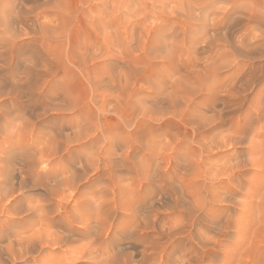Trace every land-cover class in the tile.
Here are the masks:
<instances>
[{
  "label": "clouds",
  "instance_id": "1",
  "mask_svg": "<svg viewBox=\"0 0 264 264\" xmlns=\"http://www.w3.org/2000/svg\"><path fill=\"white\" fill-rule=\"evenodd\" d=\"M90 5L130 53L99 92ZM135 6L0 9V264H264V0Z\"/></svg>",
  "mask_w": 264,
  "mask_h": 264
},
{
  "label": "rangeland",
  "instance_id": "2",
  "mask_svg": "<svg viewBox=\"0 0 264 264\" xmlns=\"http://www.w3.org/2000/svg\"><path fill=\"white\" fill-rule=\"evenodd\" d=\"M4 1H5V3H4ZM84 0H82V3H81V0H79V3H81L82 5H84L86 2H87V0H86V2L84 1ZM132 1V3H133V5L135 4L134 2H135V0H131ZM130 1V2H131ZM1 2H3V5H1L2 3ZM37 2H39V0H10V2H9V0L8 1H6V0H0V6H1V8L0 9H2L3 7L6 9V8H8L9 7V5H11V6H13L12 8L15 10L16 8H18L17 10L19 11V13H21V14H24L26 11H25V9L23 10V8H24V5H26V4H33V3H37ZM89 2L90 1H88V5H89ZM115 2H119V0H115ZM126 2H128V0H126ZM86 5H87V3H86ZM22 8V12H20L21 10H19V9H21ZM93 8V9H92ZM102 8V5H97V7L95 6V7H91L90 9H91V11L90 12H87V10L88 9H85V11L87 12V13H89V16L91 17H94L95 18V16L94 15H92L93 14V12L94 13H96L97 11H98V9L100 10ZM94 10H97V11H94ZM140 10L141 11H143V13L142 12H140ZM23 11H25V12H23ZM89 11V10H88ZM128 11V15L124 18V20H125V23H128V22H134V21H136V20H138L139 18H138V15L140 16V18H142L143 16H144V14H146V9H141V8H139V7H136L135 5L132 7V8H130V9H128L127 10ZM137 11H138V14H137ZM92 13V14H91ZM137 15H136V14ZM137 16V18L136 17H134V16ZM142 16V17H141ZM131 19H133V20H131ZM21 22H23V15H21ZM87 23V22H86ZM150 23V24H149ZM151 23L152 22H150V21H148V24H146L145 23V25L144 26H142L143 27V30H144V32H148L149 31V28L148 27H150L149 25H151ZM84 25V26H83ZM82 27V29H84L85 31L83 32V31H81L80 32V34H79V36L78 37H74V39H73V42H72V50H73V54L76 56V59L77 60H79L80 59V56H79V53L81 52V51H87V52H90L91 50L93 51V50H96V48H98V50H97V54L100 52V55L98 54V57H96L97 59H95V57H94V59H95V62L97 63V64H95L93 67H95L96 68V70H97V72H95V73H93V74H95V76H101L100 78H108V76L106 77L105 75L107 74V73H112V72H114V71H116V68L114 67V68H112L111 66H110V64H109V62H107L106 61V59L107 58H110L112 55H119V53L118 52H121V51H123L124 49H125V47L126 48H128L129 46L128 45H126L125 44V42H124V44H121V42H123V41H118V38H116V35H117V30H119V31H124L125 29H124V24H121L119 21H117L111 28H109V29H107V27H104L105 28V31H106V33H105V31H103L104 30V28H101V30H99V28H97V27H95V26H92L91 25V27L92 28H96L97 30L96 31H93V29L92 28H90L89 27V24L87 23V25L84 23V24H82L81 25ZM89 27V28H88ZM91 31H90V30ZM103 29V30H102ZM107 29V30H106ZM139 26H136L135 27V30H134V32H139ZM113 30H114V32H113ZM107 31H109V32H107ZM89 32V33H88ZM97 32H104V33H100L99 35H97ZM113 32V33H112ZM89 34H90V36H89ZM94 34V35H93ZM104 34H106V35H104ZM111 36H110V35ZM91 35H92V37H91ZM103 35V36H102ZM156 35V36H155ZM98 36V37H97ZM101 36V37H100ZM87 37V38H86ZM94 37V38H93ZM107 37H109V38H107ZM156 37V38H155ZM158 37V38H157ZM90 38V39H89ZM93 38V39H92ZM95 38H97V39H95ZM102 38H104V39H102ZM116 38V39H115ZM85 39H86V41H88L87 43H86V41H85ZM102 42H101V41ZM104 40V41H103ZM107 40H109V41H107ZM117 40V41H116ZM77 41V42H76ZM93 41V42H92ZM97 41V43H95L96 45L95 46H92V44L94 43V42H96ZM114 41V42H113ZM154 41V42H153ZM85 43V45H83L84 43ZM149 42H151L152 43V45H154V43H156V42H159V35L158 34H154L153 35V38H151L150 40H149ZM70 43H71V41H70ZM76 43V44H75ZM104 43H105V45H104ZM82 46H81V45ZM86 44H88L87 46H86ZM90 44H91V46H90ZM104 46L103 48H102V45ZM76 45H77V47H76ZM121 46V47H120ZM91 48V50H89L90 48ZM101 47V48H100ZM86 48V49H85ZM93 48V49H92ZM108 48V49H107ZM120 48H121V50H120ZM84 49V50H83ZM105 49V50H104ZM101 50H103V51H101ZM78 51H79V53H78ZM92 51H91V53H92ZM77 53V54H76ZM102 53V54H101ZM110 53V54H109ZM112 53V54H111ZM116 53V54H115ZM105 55V56H104ZM109 56V57H107V56ZM102 58H101V57ZM78 57V58H77ZM106 58V59H105ZM99 59V60H98ZM103 59V60H102ZM100 60H102V62H100ZM107 60H109V59H107ZM98 61V62H97ZM100 62V63H99ZM105 62V63H104ZM78 63H79V61H78ZM103 63H104V65H103ZM106 63H107V66H106ZM101 64H102V66H101ZM98 65H99V67H98ZM97 67H98V69H97ZM103 68V69H100L99 70V68ZM107 67H109L110 68V70H109V68H107ZM105 69V70H104ZM114 69V70H113ZM113 70V71H112ZM98 71L100 72V73H98ZM104 72L103 74H102V72ZM98 75H97V74ZM7 75V73L5 72V73H0V79H4L5 78V76ZM104 75V76H103ZM89 83V82H88ZM108 83V82H107ZM79 85H81V84H79L78 83V85H76V87L77 88H80V86ZM79 86V87H78ZM102 88V90H104V88H107L106 86L105 87H99L98 89V92L99 91H101L100 89Z\"/></svg>",
  "mask_w": 264,
  "mask_h": 264
},
{
  "label": "bare ground",
  "instance_id": "3",
  "mask_svg": "<svg viewBox=\"0 0 264 264\" xmlns=\"http://www.w3.org/2000/svg\"><path fill=\"white\" fill-rule=\"evenodd\" d=\"M3 1V0H2ZM6 1H8V0H6ZM85 2H86V0H84ZM83 1V2H84ZM88 1H90V0H87V5H88ZM131 1V0H130ZM9 2H10V0H9ZM132 2V1H131ZM2 3V4H1ZM0 4L1 5H3V2H1ZM4 3H5V1H4ZM81 3H82V0H81ZM86 3L84 4V5H86ZM135 3V2H134ZM135 5V4H134ZM133 5V6H134ZM13 6H11V5H9V7L8 8H6V9H13L12 8ZM91 7H95V6H92V5H90V8ZM0 8H1V6H0ZM19 8V7H18ZM18 8H16L15 10H17ZM2 9H5L4 7L2 8ZM25 9V7L23 8V10ZM93 9V8H92ZM14 10V9H13ZM19 10H21L20 12H22V8L21 9H19ZM99 10V9H98ZM25 11H26V9H25ZM25 11H23V12H25ZM94 11H97V10H94ZM86 12V11H85ZM87 12H89L88 10H87ZM140 12H142L143 13V11H141L140 10ZM94 13V12H93ZM21 14V13H20ZM89 14V13H88ZM92 14V13H91ZM136 14V13H135ZM137 14H138V11H137ZM136 14V15H137ZM141 14V13H140ZM139 14V15H140ZM21 15H23V14H21ZM138 15V18L140 19V16ZM142 15V14H141ZM145 15V14H144ZM134 16V15H133ZM134 17H136L137 18V16H134ZM142 17V16H141ZM137 18V19H138ZM131 20H133V19H131ZM88 24H91L92 26H95L96 27V18H94V17H90V20L89 21H84L83 20V18L81 17V25L82 24H86L87 25V23ZM151 22V21H150ZM146 24H148V22H146ZM150 24V23H149ZM145 25V24H144ZM144 25H142V26H144ZM84 26V25H83ZM150 26V25H149ZM82 27V26H81ZM89 28V27H88ZM90 28H92V27H90ZM143 28V27H142ZM149 29H150V27H148ZM93 29V28H92ZM96 29V28H95ZM107 29H109V28H107ZM106 29V30H107ZM90 30V29H89ZM97 30V29H96ZM99 30H101V28H99ZM103 30V29H102ZM135 30V29H134ZM138 30H140V28L138 29ZM85 30H83V32H84ZM91 31V30H90ZM103 31H105V28H104V30ZM107 32H109V31H107ZM113 32H114V30H113ZM112 32V33H113ZM89 33V32H88ZM101 32H99V34H100ZM102 33H104V32H102ZM101 33V34H102ZM105 33H106V31H105ZM115 33V32H114ZM145 33H148V32H145ZM100 34V35H101ZM94 35V34H93ZM104 35H106V34H104ZM110 35V34H109ZM89 36H90V34H89ZM103 36V35H102ZM111 36V35H110ZM156 36V35H155ZM91 37H92V35H91ZM98 37V36H97ZM101 37V36H100ZM87 38V37H86ZM94 38V37H93ZM92 38V39H93ZM107 38H109V37H107ZM153 38V37H152ZM156 38V37H155ZM158 38V37H157ZM90 39V38H89ZM95 39H97V38H95ZM102 39H104V38H102ZM110 39V38H109ZM116 39V38H115ZM85 41H86V39H85ZM101 41V40H100ZM104 41V40H103ZM107 41H109V40H107ZM117 41V40H116ZM118 41H121L120 39H118ZM77 42V41H76ZM88 41H86V43H87ZM93 42V41H92ZM102 42V41H101ZM114 42V41H113ZM154 42V41H153ZM70 43V42H69ZM84 43V42H83ZM95 43H97V41L96 42H94L93 44H92V46H95L96 44ZM76 44V43H75ZM121 44H124V42H121ZM81 45V44H80ZM83 45H85V43L83 44ZM88 44H86V46H87ZM102 45V44H101ZM104 45H105V43H104ZM158 45H159V42H156V43H154V45H152V43L151 42H149V45H148V47H149V52L151 53L152 52V50L153 49H155V48H157L158 47ZM82 46V45H81ZM90 46H91V44H90ZM97 46V45H96ZM76 47H77V45H76ZM88 47V46H87ZM104 46L102 45V48H103ZM121 47V46H120ZM90 48V47H89ZM101 48V47H100ZM86 49V48H85ZM93 49V48H92ZM108 49V48H107ZM127 49L128 48H126L125 47V49L123 50V51H121V52H118L119 53V55H112L110 58H107V59H109V60H107L106 58V61L107 62H109V64H110V66L112 67V68H118V67H120V66H122V62H127V57L130 55V53L127 51ZM84 50V49H83ZM89 50H91V48L89 49ZM97 50H98V48H96V50H91L92 51V53H91V51H90V53H91V57L92 58H94L95 57V59H97L96 57H98V54L100 55V52L97 54L96 52H97ZM105 50V49H104ZM120 50H121V48H120ZM101 51H103V50H101ZM78 53H79V51H78ZM77 54V53H76ZM102 54V53H101ZM110 54V53H109ZM112 54V53H111ZM116 54V53H115ZM94 56V57H93ZM105 56V55H104ZM107 56V55H106ZM101 57V56H100ZM107 57H109V56H107ZM120 57V58H119ZM78 58V57H77ZM99 58V57H98ZM102 58V57H101ZM122 61H121V60ZM99 60V59H98ZM103 60V59H102ZM102 60H100V62H102ZM79 60H77V62H78ZM98 62V61H97ZM99 62V63H100ZM96 63V62H95ZM105 63V62H104ZM104 63H103V65H104ZM97 64V63H96ZM101 66H102V64H101ZM105 66V65H104ZM106 66H107V63H106ZM76 67L78 68L79 67V65L77 64L76 65ZM98 67H99V65H98ZM98 67H97V69H98ZM107 68H109V67H107ZM100 69H103L102 67L101 68H99V70ZM105 70V69H104ZM109 70H110V68H109ZM114 70V69H113ZM112 70V71H113ZM89 72L90 73H95V72H97V70H96V68L95 67H92V68H90L89 69ZM102 72V71H101ZM115 72V71H114ZM98 73H100L99 71H98ZM104 72H102V74H103ZM97 74V73H96ZM98 75V74H97ZM122 75L125 77V82H127V80H128V72L127 71H124V70H122ZM104 76V75H103ZM106 77H107V75H105ZM99 77H101V76H99ZM89 82V86H90V88H94V89H96L97 90V92H98V88L99 87H108V78H99V79H92V80H89L88 81ZM78 85V84H77ZM80 87H82L83 85H79ZM78 86V87H79ZM105 89V88H104ZM100 90H102V88L100 89ZM108 103H111V100L109 99L108 100Z\"/></svg>",
  "mask_w": 264,
  "mask_h": 264
}]
</instances>
